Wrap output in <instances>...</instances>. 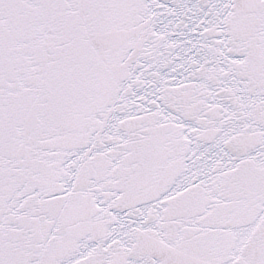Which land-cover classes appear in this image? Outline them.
Returning a JSON list of instances; mask_svg holds the SVG:
<instances>
[{
    "label": "snow or ice",
    "instance_id": "6c2138e0",
    "mask_svg": "<svg viewBox=\"0 0 264 264\" xmlns=\"http://www.w3.org/2000/svg\"><path fill=\"white\" fill-rule=\"evenodd\" d=\"M0 264H264V0H0Z\"/></svg>",
    "mask_w": 264,
    "mask_h": 264
}]
</instances>
